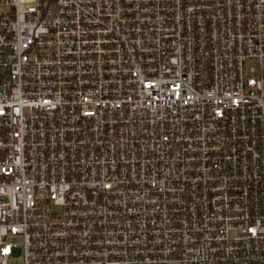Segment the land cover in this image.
I'll return each mask as SVG.
<instances>
[{
	"label": "built area",
	"instance_id": "built-area-1",
	"mask_svg": "<svg viewBox=\"0 0 264 264\" xmlns=\"http://www.w3.org/2000/svg\"><path fill=\"white\" fill-rule=\"evenodd\" d=\"M15 254L264 264V0H0Z\"/></svg>",
	"mask_w": 264,
	"mask_h": 264
},
{
	"label": "rangeland",
	"instance_id": "rangeland-1",
	"mask_svg": "<svg viewBox=\"0 0 264 264\" xmlns=\"http://www.w3.org/2000/svg\"><path fill=\"white\" fill-rule=\"evenodd\" d=\"M15 241H19L17 238H15ZM8 264H22V257L20 254H15V256H11L8 260Z\"/></svg>",
	"mask_w": 264,
	"mask_h": 264
}]
</instances>
